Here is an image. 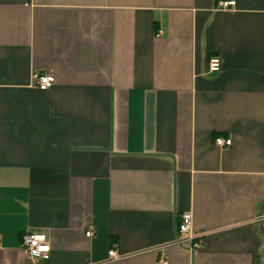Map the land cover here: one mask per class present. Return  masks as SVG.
<instances>
[{"label":"crops","instance_id":"crops-1","mask_svg":"<svg viewBox=\"0 0 264 264\" xmlns=\"http://www.w3.org/2000/svg\"><path fill=\"white\" fill-rule=\"evenodd\" d=\"M159 259L264 264V0H0V264Z\"/></svg>","mask_w":264,"mask_h":264},{"label":"built area","instance_id":"built-area-1","mask_svg":"<svg viewBox=\"0 0 264 264\" xmlns=\"http://www.w3.org/2000/svg\"><path fill=\"white\" fill-rule=\"evenodd\" d=\"M235 5L234 2H221L219 3V7L221 9H228ZM159 36V35H157ZM220 70V60L217 57L210 58L207 62V72L208 73H217ZM33 80L35 82V87L40 91H45L51 88L54 85V78L50 75H33ZM230 140H221L216 139L215 144L217 146H229ZM177 232L181 236L179 238L178 244L180 245H187L188 248L191 249H198L201 244V236L196 235L193 233L192 228V220L189 213L182 214L180 216V222L177 227ZM86 237H91L92 232L88 231L85 233ZM21 248L28 257L33 259L35 262L44 260L47 258L50 247L47 243L44 236H39L35 234H31L25 232L21 237ZM108 256L114 260L118 258L116 256L113 249L109 250ZM157 264H169L163 259H159Z\"/></svg>","mask_w":264,"mask_h":264}]
</instances>
